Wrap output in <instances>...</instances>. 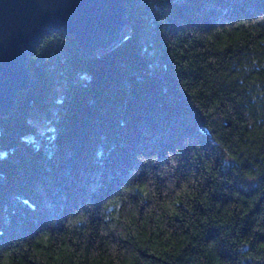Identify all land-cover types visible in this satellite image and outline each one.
<instances>
[{"label": "trees", "instance_id": "16d2710c", "mask_svg": "<svg viewBox=\"0 0 264 264\" xmlns=\"http://www.w3.org/2000/svg\"><path fill=\"white\" fill-rule=\"evenodd\" d=\"M125 5L110 52L59 31L29 55L0 264H264V0Z\"/></svg>", "mask_w": 264, "mask_h": 264}, {"label": "water", "instance_id": "95a60500", "mask_svg": "<svg viewBox=\"0 0 264 264\" xmlns=\"http://www.w3.org/2000/svg\"><path fill=\"white\" fill-rule=\"evenodd\" d=\"M126 0H0V116L15 113L20 92L37 79L30 53L45 35L73 34L84 57L119 46L132 33Z\"/></svg>", "mask_w": 264, "mask_h": 264}, {"label": "rangeland", "instance_id": "374dc122", "mask_svg": "<svg viewBox=\"0 0 264 264\" xmlns=\"http://www.w3.org/2000/svg\"><path fill=\"white\" fill-rule=\"evenodd\" d=\"M33 121L35 122V124L37 125L39 130H41V131H44L50 127V123L47 122L46 120L41 119V118L34 117Z\"/></svg>", "mask_w": 264, "mask_h": 264}]
</instances>
